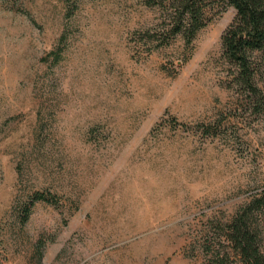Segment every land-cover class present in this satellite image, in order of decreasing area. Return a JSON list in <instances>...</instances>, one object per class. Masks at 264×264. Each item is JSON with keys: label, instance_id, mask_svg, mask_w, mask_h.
<instances>
[{"label": "rangeland", "instance_id": "obj_1", "mask_svg": "<svg viewBox=\"0 0 264 264\" xmlns=\"http://www.w3.org/2000/svg\"><path fill=\"white\" fill-rule=\"evenodd\" d=\"M171 10L0 0V264H212L254 198L264 247V106L222 47L236 11L206 2L188 43Z\"/></svg>", "mask_w": 264, "mask_h": 264}, {"label": "trees", "instance_id": "obj_2", "mask_svg": "<svg viewBox=\"0 0 264 264\" xmlns=\"http://www.w3.org/2000/svg\"><path fill=\"white\" fill-rule=\"evenodd\" d=\"M208 1L211 0H171L169 32L182 35L189 43L205 24ZM220 1L236 11L234 21L222 36L224 54L235 67L239 86H243L252 97L259 98L255 102L257 108L263 107L264 85L259 87L255 76L260 72V67L264 68V0ZM38 198L36 196L35 200ZM261 200L252 199L226 224L221 239L228 251L222 256L217 252V261L212 264H223V260L231 256L237 257L239 264H264V247L251 223L258 214Z\"/></svg>", "mask_w": 264, "mask_h": 264}]
</instances>
